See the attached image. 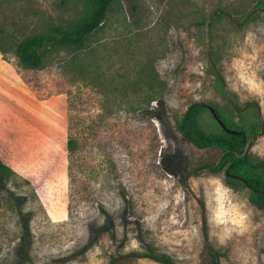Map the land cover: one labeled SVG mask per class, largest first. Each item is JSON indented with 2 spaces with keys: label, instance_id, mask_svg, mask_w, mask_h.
Listing matches in <instances>:
<instances>
[{
  "label": "rangeland",
  "instance_id": "1",
  "mask_svg": "<svg viewBox=\"0 0 264 264\" xmlns=\"http://www.w3.org/2000/svg\"><path fill=\"white\" fill-rule=\"evenodd\" d=\"M263 6L119 0L84 49L56 48L29 68L18 65L17 42L81 18L86 0H0L3 55L33 87L24 103L35 121L0 105V158L10 167L0 175V264H109L148 248L176 264H203L208 243L219 264H264V209L253 205L252 190L224 170L186 176V162L191 170L219 151L197 149L175 128L186 107L203 100V131L223 130L214 108L253 138L249 162L264 160V10L253 12ZM215 10L207 50L205 22ZM44 100L63 105L60 135L39 126ZM257 174L264 169L242 170ZM134 264L165 263L140 257Z\"/></svg>",
  "mask_w": 264,
  "mask_h": 264
},
{
  "label": "trees",
  "instance_id": "2",
  "mask_svg": "<svg viewBox=\"0 0 264 264\" xmlns=\"http://www.w3.org/2000/svg\"><path fill=\"white\" fill-rule=\"evenodd\" d=\"M119 0H86V12L84 16L65 25L50 23L45 32L35 33L22 38L17 42L14 48V56L18 65H24L29 68H38L42 65L44 58L56 48H74L75 50L84 49L89 38L96 33L104 24L107 13L115 2ZM216 11V10H215ZM214 11V12H215ZM210 26V23H209ZM0 52L3 58L9 62L15 69L12 62L3 55V49L0 43ZM25 84L33 91V87L16 70ZM70 107L73 104L68 103V137L66 148L69 152H75L77 148V139L74 131V114L70 113ZM209 107L203 100L192 101L183 111L179 119L175 122V128L180 138L188 142L197 149L218 150V157L206 164H198L191 170H188V163L184 164L185 175L197 173L203 168L212 172H221L224 170L225 177L232 180H240L248 186L254 195L253 205L258 209H264V174L242 175L245 167H251L253 170L264 169V160L250 163L247 153L244 156H238L243 152L246 142L244 131L232 127L222 115L215 110L217 121H221L222 132H205L199 126L200 114ZM72 111V110H71ZM10 167L0 158V175L6 176ZM23 233H29V227L23 220ZM207 260L203 264H219V252L212 250L208 244L205 245ZM27 255V254H26ZM140 257H148L161 261L165 264H176L173 259L164 253L155 252L148 248L145 252L132 251L128 253L111 256L109 264H134Z\"/></svg>",
  "mask_w": 264,
  "mask_h": 264
},
{
  "label": "crops",
  "instance_id": "3",
  "mask_svg": "<svg viewBox=\"0 0 264 264\" xmlns=\"http://www.w3.org/2000/svg\"><path fill=\"white\" fill-rule=\"evenodd\" d=\"M26 96L32 97L28 86L21 80L14 67L3 59L0 52V105L23 117L30 125H34L35 121L26 116L27 106L24 103ZM38 105L43 107L44 112L43 116L39 118L41 123L39 126L44 129L48 126L49 131H52L55 135H60L65 123L62 113L63 105L61 103L56 104L55 108H52L51 103L46 100L38 102ZM57 109H60V117L52 121L51 114ZM42 124H44V127L41 126ZM50 135H52L51 132Z\"/></svg>",
  "mask_w": 264,
  "mask_h": 264
},
{
  "label": "water",
  "instance_id": "4",
  "mask_svg": "<svg viewBox=\"0 0 264 264\" xmlns=\"http://www.w3.org/2000/svg\"><path fill=\"white\" fill-rule=\"evenodd\" d=\"M263 11L264 10V6L263 7H261V8H256V9H254L253 10V12H256V11ZM219 12H221V10H216L215 12H213L209 17H208V19L206 20V22H205V34H206V40H207V50H208V48H209V43H208V35H207V29H208V26H209V23H210V21H211V19L215 16V14L216 13H219ZM228 17H229V19L232 21V22H234L235 24H237V25H242L244 22H245V19H243V20H240V21H237V20H235L229 13H225ZM216 70V69H215ZM229 96V95H228ZM229 99L231 100V97L229 96ZM252 104H254V105H256L257 107H258V110H259V113H260V106H259V104H257V103H252ZM210 111L212 112V114L214 115V117L217 119V115H216V112H215V110L213 109V108H210ZM218 120V119H217ZM220 124H222L221 123V121L219 120L218 121ZM263 125V123L261 122V126ZM259 135V133L258 134H256V136H254V138L255 137H257ZM253 139V138H252ZM252 139H249L247 142H246V144H245V147H244V149H243V152L241 153V154H238V156H244L246 153H247V150H248V146H249V144L251 143V141H252ZM208 246L212 249V247H211V245L208 243ZM213 250V249H212Z\"/></svg>",
  "mask_w": 264,
  "mask_h": 264
}]
</instances>
